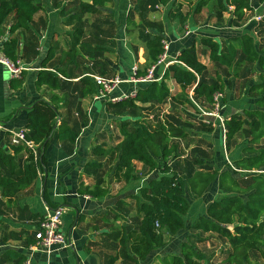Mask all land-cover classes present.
Masks as SVG:
<instances>
[{"label":"trees","instance_id":"trees-1","mask_svg":"<svg viewBox=\"0 0 264 264\" xmlns=\"http://www.w3.org/2000/svg\"><path fill=\"white\" fill-rule=\"evenodd\" d=\"M114 0H78L79 10L82 14H95L104 9ZM116 1V0H115ZM172 0H158L156 4L167 6ZM174 1V0H173ZM264 4V0H258ZM39 0H0V38L6 36L3 42V52L11 61L18 60L19 39L12 36L20 29L29 30L34 15L44 10V4ZM56 7L57 4H55ZM217 9L221 14L228 12L230 22L238 23L244 20L246 12L253 9V0H199L196 11L204 7ZM173 9V8H172ZM170 10L171 18H178L181 23L189 18L188 13L180 10ZM64 15V9L60 10ZM12 16V23L8 35L3 28L7 19ZM127 22L132 18L127 16ZM261 34L264 32V20L261 24ZM84 30L77 29L70 33L71 46L63 50L57 60L54 70L49 64L56 58L54 47L49 48L41 62V70L37 72L36 84L48 86L53 90H63L68 84L70 67L78 68L79 46L87 50L101 52L107 48L91 44L88 41H79L75 35L82 36ZM165 36L162 32H153L145 38L147 49L145 75L149 67L155 64L164 52ZM200 44L208 51L211 61L231 68L238 62L255 63L259 68L261 82L252 84L248 93L257 98V106L233 110L230 118H226V138L231 140L240 133L244 126H248L250 138L247 145L242 148V153L224 168L192 169L188 167L185 174L180 172L178 166L173 165L182 154L180 145L173 139L186 136V130L170 122L158 120L152 124L147 121L145 114H135L136 121L131 125L124 116L126 110L138 113L144 109L140 104L160 105L172 98V92L167 80L173 79L182 88H193V99L204 100L209 104L214 103V96L222 92L225 87L223 78L219 75L212 81L208 79V68L200 60L196 48V41L183 48L177 55V62L171 64L165 75L159 81L142 82L137 84V95L119 102L108 103L109 111L119 122L122 140L115 146L104 148L100 145L94 147L91 153L98 157H109L115 160V168L123 172L125 181L139 178L136 169L137 162L150 172H158L160 176L151 175L146 184L139 188L138 195H132L136 201V212L139 216L137 231L141 239L129 242L125 232L120 238L123 248L132 251L134 264L148 261L152 254L165 244V234L178 233L186 227L185 216L190 209L187 198L189 192L195 197H203L211 185L217 181L218 188L226 191L207 208L205 215L197 217L189 226L190 235L194 233H216L225 238L231 250L224 260L225 264H258L251 260L252 253H259L264 259V34L257 43L254 35L241 33L232 35L224 42L216 36H202ZM39 55V51H36ZM65 77V78H63ZM15 86V85H14ZM95 81L88 76L79 79L74 91L76 102H69L67 97L53 94L49 101L40 100L30 108L26 123V138L37 145V156L34 150L26 144H12L10 149L0 146V190L1 196L9 203L16 195L29 188L39 177L40 168H45L47 160L46 150L54 132L57 131L60 140L75 141L80 135L79 122L70 124V109L80 107V99L92 97L97 92ZM187 101L194 105V101L187 96ZM224 98L221 99L223 105ZM65 108V117L57 124L61 115L60 109ZM81 121L86 122L85 114L81 112ZM213 122V117H208ZM193 165H203L204 161L195 158ZM101 162H88L86 167H102ZM242 178L244 182L240 180ZM82 194L102 197L107 194L103 188L89 186L79 189ZM43 199L51 206L46 190H43ZM43 218V217H42ZM40 219V221L42 220ZM39 221V222H40ZM82 221L81 215L78 223ZM38 222V224H39ZM3 223L0 216V225ZM38 226V225H37ZM35 231L24 245L18 247L5 246L0 250L3 262L24 264L28 258V248L36 243ZM130 243V244H129ZM118 255L108 258L106 264H115ZM203 259L196 244L184 241L180 254H167L161 258V264H195L196 260Z\"/></svg>","mask_w":264,"mask_h":264},{"label":"crops","instance_id":"crops-1","mask_svg":"<svg viewBox=\"0 0 264 264\" xmlns=\"http://www.w3.org/2000/svg\"><path fill=\"white\" fill-rule=\"evenodd\" d=\"M39 1L40 5L44 4L45 9L34 15L30 23L31 28L29 30L20 29L12 35L17 36L19 39L18 60L26 65L27 69L22 72L19 78H15L11 75L9 67L5 63L0 62V146H4L7 149H10L11 146L13 137L11 132L26 129L30 108L36 102L40 100L49 101L53 94L65 96L62 90H53L45 85L38 86L36 80L37 72L42 68L41 62L46 55L45 51L52 48V45L55 44L57 46L55 48L57 52L55 59H58L59 54L63 50L68 49H60V46H58L60 37L54 35V33L62 34V30L66 32V26H61L63 19L57 17L67 0H57L56 2L55 0ZM60 1L62 6L60 5L61 3H57ZM173 9L177 10L174 7ZM52 17H55L54 21ZM192 20L193 18L189 17L183 24V26L187 24L186 27L194 31L188 36L182 34L183 26L178 18H173L171 24H168V20L165 21L166 33L164 34V41L170 44L167 54L169 60H176L177 55L183 48L191 45L203 30L208 29V26L211 27L208 23L204 26L190 27L188 22ZM11 23L12 17H9L3 26L7 35ZM120 23L118 25L117 43L123 45V39H126L125 29L127 21L121 18ZM231 29L233 30V28ZM225 35L226 32L221 30L220 36L216 37L226 39L227 36ZM198 42L200 43V40ZM198 42L196 43V48ZM128 49L132 54L121 60L119 72L114 74L122 78H128L131 75V68L134 64H138L140 67L139 72H143L146 65V50L143 46L140 48L138 55H134L132 46H129ZM36 51H39V55L35 54ZM112 60L114 61V59ZM110 64L111 67L114 66V63L110 62ZM91 65H94V63H91ZM96 69L100 70L97 72ZM106 69L107 66L101 64L94 69L86 67L85 73L81 76H114L99 74L105 72ZM166 70L167 68L165 69L164 65H161L157 67L155 73L162 78ZM167 83L168 86H174L175 89L180 88V85L173 79L167 80ZM132 87L134 86L123 84L113 91L111 96L118 97L126 94L133 89ZM78 102L80 107L71 108L72 112L69 115V119L71 125L74 122L81 124L79 126V137L75 141L60 140L57 131L54 132L45 153L47 163L44 166L46 167L39 170V177L33 185L21 191L12 202L8 203L10 205H8L7 214H0L3 221L0 228L4 227V230L0 229V239L5 235L3 234L5 229H7V235L13 230L21 229L23 226L30 229V225H27L29 215L35 213L44 217L48 209L63 207L65 212L63 214L62 228L70 237L72 245L69 248L54 251L50 258H47L44 253L36 251L32 264H106L108 258L112 255H118L119 257L115 264H134L132 257L129 256L132 251L126 250L130 259L127 263H124L121 253L124 248L121 246L118 248L111 247L112 240H110V236L116 231V233L119 232L118 238H121L125 232L124 229H126L129 242L141 239L138 232L136 240L130 237L128 224L131 220L135 223V218L138 222L139 216L136 212V201L132 195L139 194V188L147 183L149 177L146 173L141 174L136 166L139 178L127 182L123 177V172L115 168L116 164L114 166L110 165V162L115 160H109V157L94 156L91 153V150L98 145L104 148L115 147L122 140L123 137L120 132H115L114 126L116 123L113 122L115 118L121 119V117H114L109 111V98L94 100L92 97H86ZM97 102H99V106H97ZM65 110V108L60 109L61 115L57 118V124L65 117ZM81 112L85 114L86 122L81 121ZM88 162H101L104 166L97 168L86 167ZM214 184L217 185V181ZM85 186H89L91 189H106L107 194L102 197H94L90 194L80 193L79 189ZM43 188H46L50 202L55 205L53 208H49L46 202L43 201ZM225 193L227 192L223 191V194ZM132 204L133 206L131 207ZM23 210H26V213L21 215ZM79 215L82 218L80 223H78ZM135 227L136 225L131 229L132 234L136 232ZM164 246L159 248L161 250L158 249L156 251V255L159 257L154 264H161V258L167 254L181 253V251H175L173 248L172 252L165 254V251L162 254ZM202 255L206 258L204 263L209 264V256ZM256 256L260 258L257 259L255 258ZM251 257H254V261L258 262V264H264V259L259 253H255L253 256L251 254ZM147 263V261H143L140 264ZM6 264L13 263L6 262Z\"/></svg>","mask_w":264,"mask_h":264},{"label":"rangeland","instance_id":"rangeland-1","mask_svg":"<svg viewBox=\"0 0 264 264\" xmlns=\"http://www.w3.org/2000/svg\"><path fill=\"white\" fill-rule=\"evenodd\" d=\"M56 1L57 0H55V2ZM156 1L158 0H114L108 3L104 9L95 14H82L79 10L78 0L66 1L67 3L62 8L65 11V16L61 15L59 11L57 17L63 19L61 26H66V32L62 30V34L54 33L55 36L58 35L60 37L58 42L60 49L69 48L71 46L72 37L70 32L74 33L79 28H82L84 33L82 36L76 34L75 37L77 40L88 41L91 44L101 45L103 48H107L104 51L95 52L87 50L82 46L78 47L80 52L79 67L69 68L70 76L65 78L69 83L66 84L62 90L69 102L74 100L77 104L75 96L78 97V92L74 91V89L75 85L82 77L81 75L85 73L84 70L86 67L94 69L101 64L107 66V69L105 72L99 74H117L119 72L118 69L121 60H124L126 57H129L128 55L132 54L128 49L129 46L134 48V55H138L140 48L143 46L146 50L145 57L147 58L145 38L155 31L162 32L163 34L166 33L165 21L168 20V24L172 23L173 18H171L169 12L173 7L177 10L188 13L189 17L193 18L192 21L188 22L190 27H195L197 25L204 26L206 23L211 26H208V29L203 30L199 37L194 40L196 43L202 36H220L221 30L226 32V39L232 35L250 33L255 36L258 44L264 34V32L262 34L260 32L262 29L261 24L264 20V4H260L258 0H253V9L246 12L243 21L238 23L232 22V24L228 12L221 14L217 9H211L208 6L204 7L200 12H197L196 6L199 3V0H172L167 6L158 3L156 4ZM57 3H61V1ZM60 5L62 6V3ZM127 16L132 18V22H127L125 29L126 39H123L124 43L123 45H120L117 43L118 25L121 24V18L127 21ZM259 16H261V19L257 20V17ZM52 20L54 21L55 17H52ZM183 24L184 23H182V26ZM186 25H184L181 30L182 34H184V31L186 30ZM231 28H233V30ZM216 38L221 39L222 42L226 40L221 37ZM52 47L56 48L57 46L53 44ZM57 50L59 51V49ZM197 52L200 60L207 65L208 79L212 81L213 79H217L220 75L224 80L225 87L221 92L224 101L220 110V114L223 118H230V113L233 110L253 108L257 106V98L248 93L249 87L252 84L262 81L259 74V68L255 63L238 62L231 68L221 66L210 60L207 49L199 42L197 44ZM105 57H107L108 60L105 59ZM112 59H114V61ZM57 60L58 59H55V61L49 64L53 70L57 64ZM110 62L114 63V66L111 67ZM91 63H94V65H91ZM100 69H96V71L98 72ZM169 88L172 91V98H169L164 103L160 105L140 104L144 109H141L138 113L126 110L124 116L131 125H134L136 121L135 114H145L147 116V121L150 124L161 120L184 128L187 133L186 136L172 140L180 145L182 155L173 163V165L178 166L177 168L180 172L187 173L188 167L190 166L192 169H223L230 164L231 160L236 159L240 154L247 155V153H242V148L247 145L248 138H250L247 125H245L244 129L235 135L233 139L228 140L226 138L227 127H225L226 132H224V127L219 124L218 120L213 122L206 121L208 120V117L204 112H212L213 104H209L204 100H196L194 105H191L187 101V96L191 97L193 95L192 87L184 89L180 86V88L175 89L174 86L169 85ZM97 106H99V102H97ZM70 112H72V109H70ZM113 122L116 123L114 126L115 132H120L119 122ZM195 158L203 160L204 164L193 165L192 161ZM110 165L114 166L115 161L110 162ZM40 169L42 170V168ZM137 169L141 174L146 173L148 177L151 175L157 177L160 176L158 172L148 173L141 163H137ZM240 180L244 182L242 178H240ZM217 185L212 184L209 191L203 197H195L191 192L188 193L187 198L190 202V209L185 216L187 225L183 230H180L176 234L166 232V241L162 254H164L165 251V254L172 252L171 250L173 248L175 251L182 252L183 242L189 241L196 244L201 254L209 256V264H225L224 260L227 257L228 252L231 250L227 240L216 233L198 234L193 232L190 235L191 230L189 228L190 224L200 215H205L208 206L223 194L224 190L219 189ZM43 190H46V188H43ZM8 203L9 202L0 194V214H7L8 205H10ZM54 206L55 205L51 203L49 208H53ZM132 206L133 204L131 207ZM25 213L26 210H23L21 215ZM42 217L43 216L40 214L35 213L29 215L27 225H30V229L23 226L19 230H13L9 235L6 234L7 229H5V232L3 233L5 235L0 239V250L5 246L16 248L24 245L25 241L33 236L34 230ZM135 221L137 222L136 218ZM136 222L133 223L131 220L128 224L130 237L134 240L137 239L136 235L138 232ZM134 225H136V232L135 234H132L131 229ZM0 229L4 230V227ZM118 236L119 232L116 233V231L111 234V247H123L120 244V238H118ZM126 250L127 249L124 248L121 251L124 263H127L130 259ZM254 254L255 253H252V256ZM158 257L159 256L156 255V252H154L147 262L149 264H154ZM251 258L252 261H254V257ZM255 258L258 259L260 257L256 256ZM205 259L206 258L203 257L201 260H196L195 264H205ZM1 260L2 259L0 258V264H6V262L2 263Z\"/></svg>","mask_w":264,"mask_h":264},{"label":"built area","instance_id":"built-area-1","mask_svg":"<svg viewBox=\"0 0 264 264\" xmlns=\"http://www.w3.org/2000/svg\"><path fill=\"white\" fill-rule=\"evenodd\" d=\"M261 16L257 17V20H260ZM194 31L186 27L184 31V35L188 36L192 34ZM6 40V36H2L0 38V62L5 63L13 77L19 78L22 75V72L27 69V66L24 65L21 61H11L7 58L3 52V42ZM170 48L169 42L164 41V52L160 55L158 61L149 67L147 74L139 75L140 67L138 64H134L131 68V75L128 78H122L119 75H114L112 77H107L104 75H90V77L95 81L97 85V92L92 96L94 100H100L109 98L110 102H119L124 99L134 98L137 95V84L142 82H151V81H159L162 78L157 76L155 71L157 67L164 65L165 69L168 68L171 64L177 62V60H169L168 59V51ZM123 84H129L134 87L133 89L121 96L112 97L111 94L118 87ZM223 98V94L221 92H217L214 96L213 103V111L212 112H204L207 117H213V121L218 120L219 124L225 129V119L220 114V110L222 108L221 99ZM191 99L194 101L193 97ZM207 122H211V119L208 118ZM58 123V120H57ZM1 127V126H0ZM27 129H20L16 132H11L13 137L11 140L12 144H21L24 143L28 147L34 150L35 156H37V145L34 141L28 140L26 138ZM65 212V208L57 207L53 209H48L45 213L42 220L39 222L38 226L35 228V237L36 243L31 244L28 250V258L24 262V264H32V260L34 257V253L36 251H40L44 253L47 258H50L51 254L54 251H57L62 248H69L72 243L70 237L65 233L62 228L63 225V214Z\"/></svg>","mask_w":264,"mask_h":264}]
</instances>
